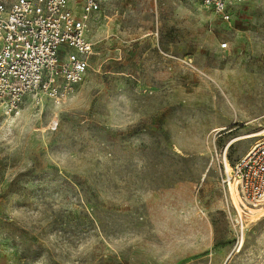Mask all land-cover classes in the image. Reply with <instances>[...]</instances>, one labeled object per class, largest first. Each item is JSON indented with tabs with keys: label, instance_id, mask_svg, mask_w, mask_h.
Wrapping results in <instances>:
<instances>
[{
	"label": "rangeland",
	"instance_id": "obj_1",
	"mask_svg": "<svg viewBox=\"0 0 264 264\" xmlns=\"http://www.w3.org/2000/svg\"><path fill=\"white\" fill-rule=\"evenodd\" d=\"M96 1L69 98L0 107V264H264L220 176L264 138V0Z\"/></svg>",
	"mask_w": 264,
	"mask_h": 264
},
{
	"label": "built area",
	"instance_id": "obj_2",
	"mask_svg": "<svg viewBox=\"0 0 264 264\" xmlns=\"http://www.w3.org/2000/svg\"><path fill=\"white\" fill-rule=\"evenodd\" d=\"M246 1L201 0L224 21ZM98 11L96 0L85 1L80 17L68 0L0 3V107L6 117L19 116L29 99L40 104L45 97L59 106L69 98L88 72V20ZM220 176L235 209L264 202V138L233 166L225 155Z\"/></svg>",
	"mask_w": 264,
	"mask_h": 264
},
{
	"label": "bare ground",
	"instance_id": "obj_3",
	"mask_svg": "<svg viewBox=\"0 0 264 264\" xmlns=\"http://www.w3.org/2000/svg\"><path fill=\"white\" fill-rule=\"evenodd\" d=\"M260 204H261V203H260ZM260 204H259V205H260ZM236 205H237V204H236ZM240 207H241V206H240ZM242 208H243V207H242ZM244 209H247V210H248V209H249V207H247V206H246Z\"/></svg>",
	"mask_w": 264,
	"mask_h": 264
},
{
	"label": "snow or ice",
	"instance_id": "obj_4",
	"mask_svg": "<svg viewBox=\"0 0 264 264\" xmlns=\"http://www.w3.org/2000/svg\"><path fill=\"white\" fill-rule=\"evenodd\" d=\"M224 47H227V45H225Z\"/></svg>",
	"mask_w": 264,
	"mask_h": 264
}]
</instances>
